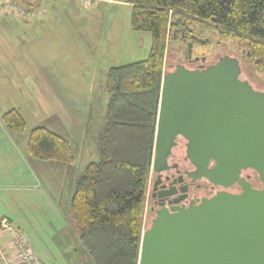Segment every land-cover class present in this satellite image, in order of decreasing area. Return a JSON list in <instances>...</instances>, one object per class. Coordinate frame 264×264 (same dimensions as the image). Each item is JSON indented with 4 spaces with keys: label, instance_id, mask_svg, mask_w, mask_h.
I'll return each instance as SVG.
<instances>
[{
    "label": "trees",
    "instance_id": "1",
    "mask_svg": "<svg viewBox=\"0 0 264 264\" xmlns=\"http://www.w3.org/2000/svg\"><path fill=\"white\" fill-rule=\"evenodd\" d=\"M130 26L150 35L142 60L111 66L104 78L109 94L97 140V159L72 183L67 223L92 264H137L150 173L166 43L212 24L221 36L243 44L256 69H264V0H129ZM186 43L185 41H183ZM242 66V64H241ZM5 127L23 133L20 112L1 115ZM32 159L71 165L70 143L42 125L27 134Z\"/></svg>",
    "mask_w": 264,
    "mask_h": 264
},
{
    "label": "water",
    "instance_id": "2",
    "mask_svg": "<svg viewBox=\"0 0 264 264\" xmlns=\"http://www.w3.org/2000/svg\"><path fill=\"white\" fill-rule=\"evenodd\" d=\"M186 57H192V41ZM241 74V61L228 54L163 72L151 171L168 168L181 136L195 169L189 176L239 191L222 189L158 208L141 232L137 264H264V90ZM246 169L256 173L260 187L241 176Z\"/></svg>",
    "mask_w": 264,
    "mask_h": 264
},
{
    "label": "crops",
    "instance_id": "3",
    "mask_svg": "<svg viewBox=\"0 0 264 264\" xmlns=\"http://www.w3.org/2000/svg\"><path fill=\"white\" fill-rule=\"evenodd\" d=\"M126 2L131 9L129 0ZM67 3L71 5L70 0H0V78L7 77V69L10 67L9 61L13 62L10 67V78L12 77V80L0 79V83L3 85L0 86V221L4 219L19 229L22 235L27 238L31 251L34 254L36 253L35 255L41 263L92 264L79 245L77 232L69 227L65 219V212L62 213L63 209L60 206V201H57L59 202L56 208L58 212L51 206V203L55 205L54 199H56L53 188L55 186L59 187L60 183L65 187L68 174L66 167L68 166L53 161L32 159L27 151V134H17L9 131L1 120V115L10 109H16L20 112L18 105H14V100L10 98V94L19 93L18 99L25 100V96L22 95L24 92L23 85L13 80V78L22 77L24 71L22 65L16 62L24 57H29L32 61L38 62L45 55L53 60L58 57L63 64L66 62L71 63L73 58L77 60V56L73 57L72 55L73 49L70 48L71 46L66 47L65 42H62L63 50L56 52L54 44L51 43L50 45L49 43V37L44 36L46 33H51L53 37L59 38L61 35L57 30L65 28L80 30L82 28L78 36L85 41L90 50L88 60L92 56L99 57V61L102 62L109 54V49L113 46L115 39L113 36L114 18H111L109 23L112 29H110L111 35L109 36V33L102 35L100 33L103 30L101 6L104 5L103 3L116 4L119 3V0H94L87 6L79 5L83 10L90 11L86 23L80 22V16L75 21H66V17L63 16L66 11H61V9L64 7L69 12L71 8H67ZM74 9L71 14H80L78 8L74 7ZM107 26L108 23L105 32ZM134 45L136 44L134 43ZM63 64L58 72H65ZM81 69L84 72L88 71L86 65L81 66ZM52 75V73L43 72L39 67L35 68L34 73L32 72V76L37 78L42 76L43 78H51ZM43 82L45 83H40V86L35 81L37 85L35 86L37 87L35 92L38 93L39 97L41 94L50 93L53 95L57 92V87H66L64 83L61 84L53 79L45 78ZM35 83L32 81L33 85ZM51 101H55L53 97ZM56 105H59L62 110L66 109L65 103L57 101ZM90 114H88V117ZM51 116H53V122L50 125L42 126L59 134L70 143L68 138H70V132L73 129L72 117L66 118L65 115L57 111L56 113L52 111ZM40 117L47 118L48 115L43 114ZM81 141L82 139L78 142ZM83 147L85 153L90 151L88 148L85 149L84 145ZM45 193L47 194V200L44 199ZM37 209L39 210L37 211ZM41 211L44 214H51L57 220L61 216L63 217L66 226L62 227L59 232H64L65 242H60L57 239L53 240L55 239L53 238V232L44 228L40 223L43 216L39 214ZM34 213L37 214L38 218L34 216ZM53 229L55 230V227L52 226ZM42 236L47 238L41 240ZM10 238L11 233L9 231L4 230L1 233L0 243L4 246L9 257L14 255V247L10 245ZM58 239L60 238L58 237Z\"/></svg>",
    "mask_w": 264,
    "mask_h": 264
},
{
    "label": "rangeland",
    "instance_id": "4",
    "mask_svg": "<svg viewBox=\"0 0 264 264\" xmlns=\"http://www.w3.org/2000/svg\"><path fill=\"white\" fill-rule=\"evenodd\" d=\"M126 1L127 0H119V3L116 4L103 3L104 5L101 6L103 30L100 33H102V35L105 33H109V36L111 35V28L109 24L111 18H114L115 27L113 31V36L115 38L113 46L110 47L109 54L102 62L99 61V57L90 56L91 58L88 60L90 50L85 41L81 40L78 36V33L82 28L80 30H76L74 28L57 30V32L61 35L59 38L53 37L51 33L47 34L45 32L46 34L44 35L49 37L50 45L51 43L54 44L56 52L63 50L62 42H65L66 47L71 46L70 48L73 49H71L72 55L73 57L77 56V60L73 58L71 63L66 62L63 64L58 57L53 60L45 55L42 56L43 58L38 62L32 61L29 57H24L19 62H16L17 64L22 65L24 71L22 73V77L13 78V80L23 85L24 92L22 95L23 97L25 96V100L18 99L19 93L10 94V98L14 100V105H18V109L25 119L26 128L22 134H28V132L36 125H50V123L54 120L53 116L50 117L52 111L55 113L56 111L60 112L65 115L66 118L71 116L73 120V129L70 132L71 135L68 139L75 152V162L72 165H67L68 167H66L68 174L66 176L65 187L62 183H60L59 187L55 186V188H53V193L55 194L56 199H54L55 205L51 203V206L56 210V212H58V209L56 208L59 203L57 201H60V206L63 209L62 213L68 210L72 182L83 173L85 165L88 162L97 159V140L104 121L105 105L109 97V94L106 92L104 87V78L107 69L111 66L121 65L129 61H137L147 57L146 55L150 47V35L147 32L137 33L132 31L130 28V6ZM70 3L72 6L69 3L66 5L67 8H71L69 12L64 7L61 9V11H66L63 15L66 17V21H75L77 20V17L80 16V22H88L90 11L83 10L79 6L83 4L78 3L75 0H70ZM74 7L78 8L80 14H71V11L75 10ZM63 16L61 15V17ZM107 23L108 26L105 32ZM205 26L207 27L197 25L192 29L194 34L202 39L201 41L194 42L192 44V56L199 57V60L196 62L189 63L186 61V43L178 38L167 40L163 72L172 70L174 64L176 63H182L186 67L194 68L198 64L206 65L213 63L219 56L224 54L234 55L241 61L242 78H246L258 90H264V69H256L253 62L250 61L248 57L243 56L246 53V48L243 47V44L235 38L221 36L212 24H207ZM47 31L49 32V30ZM55 35L57 34L55 33ZM102 39L105 40L104 37H102ZM105 43L106 41L104 44ZM134 43L136 45H134ZM201 57H204L203 61L200 60ZM62 64L65 67V72H58V69H60ZM9 65L11 67L13 62L9 61ZM83 65H86L88 68L87 72H84V70L81 69V66ZM10 67L7 69V77H2L0 79L5 81L12 80V77L10 78ZM37 67L43 70V72L53 74L51 78H45L59 81L61 84L64 83L66 87H57V92L53 95L50 93L46 95L41 94L39 97L38 93L35 92L37 88L35 87L37 86L35 81L38 85H40V83L44 84L45 82L43 81L45 78H43V76L39 78L32 76V72L34 73V70ZM32 81H34L35 85L32 84ZM0 86L3 85L0 83ZM28 90L31 91L28 92ZM52 97L55 101H51ZM57 101L63 104L65 103L66 109L62 110L59 105H56ZM89 113L91 114L88 117ZM43 114H47L48 117H40L43 116ZM81 128L82 133L80 132ZM79 135H81L82 138L81 136L79 138ZM81 139L82 141L78 142ZM83 145L85 146V149L88 148L90 151H86L85 153ZM242 174L251 175V182L253 184L255 183L256 186H261L254 171L246 169L242 171ZM150 186L151 172L148 176L147 192L144 202L143 229L149 225L151 218L154 216V214L147 211V206L150 203L148 197ZM44 199L47 200L46 193ZM38 210L39 209H37V211ZM39 214L43 215L40 223L44 226V228H47V230L50 229V231L53 232V238H55L53 240L55 241L57 239L60 242H65L63 237L64 232H59L62 227L66 226V222L63 220V217L61 216V218H58L57 220L53 218L51 214H44L42 211L41 213L39 212ZM34 216L38 218L35 213ZM52 226L55 227V230H52ZM69 227L71 230L76 232L73 224H70ZM58 237L60 239H58ZM45 238L47 237L42 236L41 240ZM53 263L55 264V262Z\"/></svg>",
    "mask_w": 264,
    "mask_h": 264
},
{
    "label": "flooded vegetation",
    "instance_id": "5",
    "mask_svg": "<svg viewBox=\"0 0 264 264\" xmlns=\"http://www.w3.org/2000/svg\"><path fill=\"white\" fill-rule=\"evenodd\" d=\"M196 40L199 41L198 39ZM183 41L188 42L186 37L183 38ZM194 57L192 56L190 59L185 55V59L189 63L196 62ZM200 65L198 64L196 67ZM175 141L176 144L171 149V154L167 160L168 168L161 173L150 171L151 186L148 191L150 201L147 206L148 212L155 214V211L161 206L169 208L174 204L183 203L187 205L191 201H197V199H201L202 197L210 196L222 189L231 192L239 191V187L236 185L223 188L222 186L209 183L205 179H193L192 176H189V173L195 169L185 155V140L181 136H178ZM158 176L159 181L155 184ZM241 176L249 177V180H252L249 174L243 175L241 172ZM252 185L259 187L255 183H252ZM177 198H179V201L175 203L174 200Z\"/></svg>",
    "mask_w": 264,
    "mask_h": 264
},
{
    "label": "built area",
    "instance_id": "6",
    "mask_svg": "<svg viewBox=\"0 0 264 264\" xmlns=\"http://www.w3.org/2000/svg\"><path fill=\"white\" fill-rule=\"evenodd\" d=\"M75 1L87 6L94 0ZM4 230H7L11 233L10 245L14 247V255L9 257L4 246L0 243V264H45L41 263L34 252L31 251L27 238L22 235L19 229L3 219L0 221V236Z\"/></svg>",
    "mask_w": 264,
    "mask_h": 264
}]
</instances>
